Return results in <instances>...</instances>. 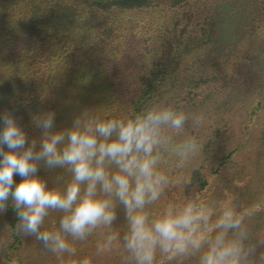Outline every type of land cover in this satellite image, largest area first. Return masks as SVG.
Returning <instances> with one entry per match:
<instances>
[{"label": "trees", "instance_id": "16d2710c", "mask_svg": "<svg viewBox=\"0 0 264 264\" xmlns=\"http://www.w3.org/2000/svg\"><path fill=\"white\" fill-rule=\"evenodd\" d=\"M49 4L60 12L49 13ZM217 13L230 14L229 25L238 36L255 40L262 34L264 57V0H0V113L8 110L20 118L29 143L41 135L32 116L49 110L56 113V130L70 127L84 110L102 119L127 118L152 105H170L191 115H224L229 100L239 101L242 95L234 96L237 78L218 70L226 66L221 48L230 46L226 29L217 31ZM255 90L240 116L250 130L246 142L264 116V79ZM193 129L187 126L177 139L195 138L198 151L182 167L177 157L166 155L160 167L171 183L148 211L155 216L168 204L195 196L209 202L231 199L252 211L246 220L252 241H264V135L254 170H235L240 148H248L244 142L236 144L218 126ZM66 173L41 165L37 175L48 182ZM21 179L14 176L16 183ZM3 213L11 217L10 240L3 245L0 263L17 258L19 264H36L32 251L26 250L30 241L16 230L18 217L11 202ZM125 223L118 206L113 231L122 234ZM96 230L101 238L95 233L87 241L94 243L91 264H124L128 254L122 242L97 254L108 230ZM31 245L37 249L40 243ZM78 247L75 256L65 255V264H80L85 258L80 243ZM260 252L264 245L258 246ZM156 264L197 260L169 261L157 253Z\"/></svg>", "mask_w": 264, "mask_h": 264}, {"label": "clouds", "instance_id": "9594fccd", "mask_svg": "<svg viewBox=\"0 0 264 264\" xmlns=\"http://www.w3.org/2000/svg\"><path fill=\"white\" fill-rule=\"evenodd\" d=\"M19 119L8 110L0 113V213L11 202L17 232L35 237L61 264L65 255L76 254L70 239L84 241L98 228L108 234L97 254L122 242L128 254L124 264H156L157 253L169 261L195 257L197 264H264V252L257 254L264 241L253 242L246 224L252 211L231 199L209 202L195 196L168 204L155 216L148 211L171 183L160 167L166 155L177 157L182 167L198 151L195 138H177L189 121L200 125L202 115L170 105L148 106L121 119L84 110L70 127L56 130V113L49 110L32 116L41 135L30 143ZM41 165L66 169L72 178L63 188L48 187L37 175ZM118 206L127 226L122 234L113 231ZM50 211L63 214L59 227L42 230Z\"/></svg>", "mask_w": 264, "mask_h": 264}, {"label": "rangeland", "instance_id": "374dc122", "mask_svg": "<svg viewBox=\"0 0 264 264\" xmlns=\"http://www.w3.org/2000/svg\"><path fill=\"white\" fill-rule=\"evenodd\" d=\"M233 1L237 3L240 0ZM47 8L49 13L56 14L60 12V10H58V6L54 4H49ZM217 15L218 17L216 18V20L219 22L217 26V31L219 33H222L223 28L226 29L227 33L229 34V38H227L226 42L228 43L227 45L230 46V48L228 49L221 48L222 52L225 51L224 64L226 66H222L218 70L222 72H227L229 76L233 75L237 78V87L234 86L235 88L233 92L237 94L234 95L235 97H239L240 95H242V98L239 97V101L229 100L227 113H225L224 115H220L219 117H214L212 114L208 115L207 117L202 116L203 120L200 125L193 126L192 123H189L187 126H192L194 128L193 130L197 132H201L203 127H209V125L218 126L222 129L224 133L223 135L226 137L232 136L233 141H236V144H242L244 142V144H246L248 148H240V151L236 158V162L239 164H237L234 168L235 170L245 169L248 171H253L254 160L260 150H262V136L264 135V116L260 120H258V127L252 129L250 142H246L247 138L245 136L246 133L250 132V130L246 128L248 123L247 125L241 123L240 116L247 111L246 105L249 103L248 100L250 99V94L253 91H256V86L260 81H262V79H264V57L262 58V34L261 36L257 35L255 40L248 38L247 35L240 34L238 36L236 35V32L233 33L234 28L232 27V25H229L228 19L231 18L230 14L217 13ZM34 17L38 18V14H34ZM235 28H237V26ZM247 28L249 30L251 28V25H248ZM240 100L242 101L240 102ZM249 108L250 107L248 106V109ZM215 109L216 111L220 110L218 104L215 105ZM248 167H250V169H248ZM71 178L72 177L70 173H66L65 175H54L47 182V185L48 187L53 186L63 188L71 180ZM60 216L61 214L59 213V211H50L48 216L45 218L44 224L42 225V230H53L54 228L58 229ZM10 223L11 217L4 213H0V255L3 251L4 243L10 240L7 231ZM53 225L54 228L50 229V227ZM95 233H97V230H95L84 241H72L71 239L69 241L72 246L76 248V252L79 249L78 245L80 243L81 249L86 252L85 258H89L91 262L92 259L90 258V249L94 243L93 241H91L89 244V242L87 241ZM97 235L101 238L100 234L97 233ZM27 239L28 241H30V244L27 246L26 250L30 249V251H32V257L37 260L36 264H61V262L57 259L56 254L47 251L42 247L41 244L37 246V249H35L31 245L32 242H37L35 237H27ZM53 259H55L54 263L52 262ZM30 264L35 263L31 262Z\"/></svg>", "mask_w": 264, "mask_h": 264}]
</instances>
